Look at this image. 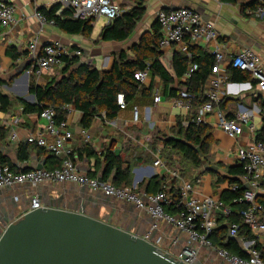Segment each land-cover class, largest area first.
I'll return each mask as SVG.
<instances>
[{"label": "crops", "instance_id": "0c3cea01", "mask_svg": "<svg viewBox=\"0 0 264 264\" xmlns=\"http://www.w3.org/2000/svg\"><path fill=\"white\" fill-rule=\"evenodd\" d=\"M60 1L0 0V2L14 6L16 10L15 24L10 28L0 27L1 80L10 82L14 77L17 78L16 75L22 66L39 55L45 45L55 42L64 44L69 50L81 51L82 57L79 59L82 63L92 65L99 71L108 72L117 55L125 52L130 57L131 49L138 44L144 34L151 32L154 25L157 24V14L161 10L189 9L200 14L205 21L215 25L218 34L217 41L205 47H196L204 49L210 54H213L215 47H220L224 52L221 67L226 71L229 78L223 90L221 103L217 106L215 113L207 117L204 124L211 130V145L207 157L209 165L207 166L216 168L217 172L207 170L203 172L206 167L203 170H197L189 166L182 171L178 169L181 166V159L178 156H173V163L175 164L174 166L172 164L173 168L176 167L177 169L168 166L169 161L164 156V145L159 140L158 134L170 137L173 130L177 128L179 121L183 127V124L191 122L193 117L192 111L185 112L175 108L172 99L168 100L162 96V102L154 104L155 91L160 90L163 94L164 84L159 78H155L153 81L152 99L138 97L133 105L123 109L113 121L98 117L94 119L90 128L84 129L81 126L82 114L72 110L67 123L73 135L68 144L72 151V159L79 171L85 175L98 179L103 177L104 154L107 149H111L122 158L123 167L132 170L131 182L127 188H135L136 192L142 196H153L159 193L160 187L168 184L167 194L172 201V188H177L181 192L184 184L189 183L195 186L192 197L200 199L199 197L203 196L208 198L205 197V185L209 174L212 179L213 193L216 198L222 200L223 193L227 190L232 191V187L228 183H219L216 174L225 175L227 168L238 167V149L256 140L258 132L263 128L262 100L264 95L258 90L257 82L252 77L248 81H233L229 71L232 57L240 51L251 50L259 55L264 62V18L259 19L249 14L258 6L259 0H125L123 6L126 13L135 8L139 2L144 3L146 13L143 19L138 23L129 40L125 42L101 41L100 43L97 41L103 28L108 25L106 22H104V26L98 35L95 34L94 25L92 37L86 39L82 36L67 35L55 25H42L35 17L36 12H39L41 8L50 10L53 6L60 5ZM36 41L35 52H33L30 47ZM9 48H13L21 56L16 63L8 56ZM159 51L163 56L164 66L173 74V57L176 52H180V48L172 46L162 50L159 48ZM27 73L29 74L28 83L26 79L13 81L11 86H3L2 92L11 98H18L35 105L36 98L34 103L29 98L32 77L30 69ZM189 79L185 76L181 83L186 84ZM36 82L38 86H46L50 82L48 73ZM151 84L149 75L144 86L150 88ZM178 84L176 82L172 87L178 88ZM13 85L14 89L10 90ZM135 108L139 110L138 122L134 120ZM218 111L230 120L235 119L239 113H248L252 118L255 131L251 132L250 128L247 127L244 136L241 138L237 140L228 138L216 126L215 114ZM45 125L46 122L40 118L39 114H24L21 106H16L9 114L0 112V126L6 129L7 134L5 138H0V152L9 157L10 161L19 169L27 167L33 170L38 165H44L45 168L49 165L48 156L38 153V151H33L27 163L20 164L18 162L19 146L26 143L28 136L42 133ZM14 133L17 135L16 140L12 139ZM86 135L89 136V141L86 140ZM87 147L95 152L94 156L88 157L84 153ZM157 158L163 160L167 169L154 166ZM169 170L180 172L181 179L171 182ZM113 178L114 176L106 181L114 184ZM36 196L39 197L41 203L43 201L50 203L61 201V203L54 205L62 207L64 210L75 211L77 208L82 209L85 205L84 212L87 215L100 219L108 218L118 228L153 238L158 246L163 245L162 248L165 251L169 252V246L175 250L183 251L189 247L188 237L180 231L166 224L157 223L147 213L141 212L126 203L90 192L74 184L39 188L24 186L4 190L0 195V234L3 228L20 220L29 212L31 199ZM81 198L82 201L79 203L78 200ZM257 204L263 208V211L259 213L261 217L264 215V180L262 190L258 194ZM216 217L219 227L220 225H229L227 221L220 222L223 218L219 214H216ZM154 225H157L155 230L153 229ZM252 235L255 237L252 241L248 240L245 235L235 239L238 240L246 257H248L249 249H257V246L264 248V245L258 242L257 237ZM197 260L198 264H218L214 259V253L209 249H201Z\"/></svg>", "mask_w": 264, "mask_h": 264}, {"label": "built area", "instance_id": "2783aa9c", "mask_svg": "<svg viewBox=\"0 0 264 264\" xmlns=\"http://www.w3.org/2000/svg\"><path fill=\"white\" fill-rule=\"evenodd\" d=\"M125 0H61V8L56 15L61 16L64 10L71 11L73 20H94V25L99 20H104L110 24L126 13L123 6ZM219 1V0H214ZM14 6L0 2V27L10 28L15 24ZM256 18H264V0H259L255 10L249 12ZM35 17L44 24L55 25L53 21H47L41 13L36 12ZM157 22L161 28L160 49H167L178 46L180 51L192 58L191 47H205L217 41L218 34L212 22L205 21L202 16L189 9L181 8L176 11L161 10L157 14ZM37 41L30 47L35 52ZM216 57V64L212 74L208 79L204 92L207 102L199 108L198 115L191 122H185L184 128L190 124L204 125L210 114H214L217 106L221 103L224 87L229 78L226 71L221 67L224 60V52L220 47L213 49ZM64 57H82L81 51L69 50L60 42L45 45L41 53L35 56V63L30 69V73L37 81L46 73L53 71L56 67L62 66ZM90 64V63H89ZM230 67L249 74L257 82L258 90L264 95V62L259 55L251 50H244L236 53L230 62ZM198 71V66L189 68L186 75L190 78ZM149 77V71H139L136 73V80L145 85ZM160 90H156L153 97L154 104L162 102ZM193 96L183 91L178 98L172 99L173 106L185 112L192 111ZM264 102V98L262 100ZM118 104L121 109L126 108L123 95L118 96ZM69 114L70 107H66ZM217 128H219L228 138L237 140L244 136L247 127L251 132L255 131L253 121L248 113H239L235 119H228L223 113L216 114ZM46 122L43 132L37 135H30L26 143L37 145L38 147L54 154L61 162L60 168L53 171L34 170L30 172H13L9 167H0V195L4 190L16 187L30 186L39 188L42 186H58L74 184L93 193L104 194L106 197L115 198L132 204L137 210L150 215L157 223H165L180 231L188 237L189 247L179 256V260L186 257L185 264H195L201 248H209L215 251L227 264H264L262 252L258 249H249L246 259L232 255L227 250L215 248L211 236L218 227L216 214L223 219L231 217L233 211L220 198L198 199L192 197L195 186L184 184L181 188L180 200L176 204L177 214L171 215L166 212L164 204H172L167 194L168 184L163 187V191L153 196H142L132 188H118L113 183L92 178L81 173L77 165L72 160V151L69 141L73 135L67 122L58 124L56 121V111L53 108H46L39 115ZM134 120L139 121V110L134 109ZM14 133L12 139L16 140ZM89 141V136L86 135ZM237 165L244 166L246 175L243 183L246 187L244 196L238 201L246 204L247 209L240 212L243 224L254 234L258 242L264 245V215L259 216L263 208L257 204L259 192L262 190L264 180V142L253 140L250 144L240 147L237 151ZM155 167L167 169L166 164L160 158L154 163ZM170 181L180 180L181 174L178 171L169 170ZM170 182V183H171ZM169 183V182H168ZM169 183V184H170ZM237 186L231 188L236 191ZM237 203V202H236ZM43 208L38 196L31 199L30 211ZM157 225H154L155 230ZM240 226L231 225L229 238L236 239L239 236ZM148 237V236H147Z\"/></svg>", "mask_w": 264, "mask_h": 264}, {"label": "trees", "instance_id": "16d2710c", "mask_svg": "<svg viewBox=\"0 0 264 264\" xmlns=\"http://www.w3.org/2000/svg\"><path fill=\"white\" fill-rule=\"evenodd\" d=\"M60 8L61 5L57 4L50 10L41 8L39 13L47 21H53L55 26L67 35L82 36L86 39L92 37L94 20H73L71 18L72 13L68 10H64L61 16H57L56 13ZM145 13L146 7L144 3L139 2L135 8L105 26L97 43L101 41L125 42L129 40ZM161 38V28L157 22L152 31L144 34L138 44L131 49L134 57L130 58L125 52L120 53L116 56L114 64L108 72L99 71L87 64L81 65V61L77 57H64L62 59V68L56 67V69H60V77H51L50 82L46 86H38L33 76L31 77L30 94L36 98L35 105L5 95L2 92V87L11 86L14 79L10 80V82L0 79V112L9 114L16 106H21L24 114L37 113L40 115L44 109L53 108L56 111V121L60 124L68 122L69 111L65 109L68 106L73 111L82 114L81 126L87 129L90 128L95 118L99 117L113 121L118 117L123 110L118 104L119 95L124 96L126 108L133 105L138 97L152 99L153 81L155 78H159L164 84L162 96L168 100L178 98L183 91L193 96L192 117L195 119L199 108L207 102L204 92L216 64V57L196 46L191 47L192 58H188L181 51L176 52L173 57V74H171L162 62L163 56L159 51ZM7 53L14 63L21 57L13 48H9ZM193 65L198 66V71L192 74L186 84L181 83L182 78L187 75L189 68ZM13 67L16 66L13 65ZM145 70L149 71L152 81L150 88L141 85L136 80V73ZM229 71L233 81H248L251 77L249 74L234 70L231 67ZM176 82L179 83V87L173 88L172 86ZM262 112L264 113V102L262 103ZM6 135V129L0 126V138H5ZM158 136L159 140L163 142V152L165 158L169 161V167L173 168L175 164L173 163V156H178L181 159V166L178 169L182 171L188 166L203 170L205 164L209 165L207 159L211 145V130L209 127L195 123L190 124L188 128H184L179 121L177 128L172 132V136L167 137L159 134ZM256 141L264 142V120L263 128L258 132ZM33 151H38V153L48 156L49 165L44 170L53 171L60 168L61 162L54 154L29 143L19 146L18 162L20 164L27 163ZM84 153L88 157L95 155V152L88 147L85 148ZM103 164L105 167L103 179L106 181L114 176L113 181L116 187L127 188L131 182L132 170L123 167L122 158L117 156L111 149H107L104 154ZM6 166L13 172L25 173L34 171L27 167L19 169L10 161L9 157L0 152V167ZM245 175L244 166L227 168L225 175L216 174L219 183H228L231 187H238L236 191L227 190L223 193L222 201L232 209L233 213L231 217L220 222L227 221L230 226L239 225V236L245 235L248 240L252 241L255 237L243 224L240 216V212L247 209V205L238 203L246 191L242 180ZM162 188L160 187L159 192L163 191ZM180 193L179 189L172 188V204L167 203L169 205L166 204L164 206L167 213L176 214V204L180 200ZM229 225L217 227L210 238L213 246L246 259L247 257L241 250L238 240L229 238ZM215 235L217 236L216 238ZM257 249L262 252L264 260V248L257 246Z\"/></svg>", "mask_w": 264, "mask_h": 264}, {"label": "water", "instance_id": "95a60500", "mask_svg": "<svg viewBox=\"0 0 264 264\" xmlns=\"http://www.w3.org/2000/svg\"><path fill=\"white\" fill-rule=\"evenodd\" d=\"M35 60L19 69L15 82L26 79L28 83L27 72ZM29 98L35 102L34 95ZM205 167L203 172H217ZM33 170H44V165ZM99 181H104L102 176ZM45 202L43 208L29 210L1 231L0 264H185L186 257L179 260L150 237L118 228L108 218L87 215L85 205L70 211Z\"/></svg>", "mask_w": 264, "mask_h": 264}, {"label": "rangeland", "instance_id": "374dc122", "mask_svg": "<svg viewBox=\"0 0 264 264\" xmlns=\"http://www.w3.org/2000/svg\"><path fill=\"white\" fill-rule=\"evenodd\" d=\"M104 20L102 19V20H99L96 24H95V34L96 35H98L99 33H100V31H101V29L103 28V26H104ZM130 57H134V55H133V53L132 54H130ZM91 67H92V65H90ZM95 66H97V64L95 63ZM48 76L51 78V77H60V69H56V70H53V71H51V72H49L48 73ZM8 190H12V188H10V189H8ZM96 194H98V193H96ZM102 196H105L104 194H101ZM205 197H208V198H216V196L214 195V193H213V188H212V179H211V177H210V175L208 174V180H207V182H206V185H205ZM109 198V197H108ZM200 199H204V197L203 196H200L199 197ZM112 199H114V200H117V199H115V198H112ZM117 201H119V200H117ZM119 202H123V203H126V202H124V201H119ZM45 203H49V204H52V205H54L55 203H60V202H55L54 201V203H50V202H45ZM127 205H129V206H132L133 208H135L136 209V207L134 206V205H132V204H128V203H126ZM55 206V205H54ZM30 208H31V206H30ZM163 224H165V223H163ZM167 225V224H166ZM169 226V225H168ZM171 228H172V226H170ZM3 230H4V228H3ZM151 239H153V238H151ZM160 247H163V245H160ZM201 249H209V248H201ZM200 249V250H201ZM168 250L173 254V255H175L177 258H179V256H180V254L182 253V251L183 250H175L174 248H172V246H169L168 247ZM209 250H211V249H209ZM212 251V250H211ZM213 253H214V259L216 260V262L218 263V264H227V263H225L224 262V260L221 258V257H219V255L215 252V251H212ZM199 259V258H198ZM195 264H198V260L196 261V263Z\"/></svg>", "mask_w": 264, "mask_h": 264}]
</instances>
